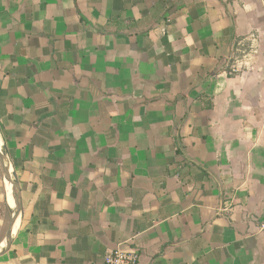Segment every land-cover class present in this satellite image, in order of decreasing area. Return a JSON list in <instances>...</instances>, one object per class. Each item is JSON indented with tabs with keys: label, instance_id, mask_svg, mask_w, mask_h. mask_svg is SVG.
<instances>
[{
	"label": "crops",
	"instance_id": "1",
	"mask_svg": "<svg viewBox=\"0 0 264 264\" xmlns=\"http://www.w3.org/2000/svg\"><path fill=\"white\" fill-rule=\"evenodd\" d=\"M0 139V264H264V0H0Z\"/></svg>",
	"mask_w": 264,
	"mask_h": 264
},
{
	"label": "water",
	"instance_id": "2",
	"mask_svg": "<svg viewBox=\"0 0 264 264\" xmlns=\"http://www.w3.org/2000/svg\"><path fill=\"white\" fill-rule=\"evenodd\" d=\"M0 143H2L1 139H0ZM0 165L3 171L5 181L15 191V205L13 210L11 211L3 244L0 248V256H2L8 251L12 243L16 225L21 215V195L17 180L15 178V174L11 170V164L9 162L7 153L4 150L3 146L0 147Z\"/></svg>",
	"mask_w": 264,
	"mask_h": 264
},
{
	"label": "built area",
	"instance_id": "3",
	"mask_svg": "<svg viewBox=\"0 0 264 264\" xmlns=\"http://www.w3.org/2000/svg\"><path fill=\"white\" fill-rule=\"evenodd\" d=\"M252 43L256 41V37L251 35ZM255 53L254 47H250L248 54ZM247 54L243 55L245 58ZM242 58V59H243ZM259 231L264 233V219L259 225ZM131 243V241H128ZM139 260V252L136 248L122 249L117 247L114 250H107L103 255V264H137Z\"/></svg>",
	"mask_w": 264,
	"mask_h": 264
},
{
	"label": "trees",
	"instance_id": "4",
	"mask_svg": "<svg viewBox=\"0 0 264 264\" xmlns=\"http://www.w3.org/2000/svg\"><path fill=\"white\" fill-rule=\"evenodd\" d=\"M178 155V154H177Z\"/></svg>",
	"mask_w": 264,
	"mask_h": 264
}]
</instances>
